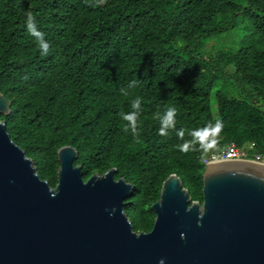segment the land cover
<instances>
[{
  "label": "trees",
  "instance_id": "1",
  "mask_svg": "<svg viewBox=\"0 0 264 264\" xmlns=\"http://www.w3.org/2000/svg\"><path fill=\"white\" fill-rule=\"evenodd\" d=\"M93 3L0 0V94L11 104L0 120L50 186L64 146L76 150L84 181L115 169V179L133 185L123 206L132 230L149 232L151 205L169 175L201 203L212 154L232 143L245 159L264 158V0ZM29 12L51 45L47 55L27 31ZM234 30L242 33L234 48L205 51L203 41ZM137 96L134 138L121 112L132 111ZM168 107L178 111L176 130L162 136L157 114ZM217 119L224 127L214 146L179 150L191 130Z\"/></svg>",
  "mask_w": 264,
  "mask_h": 264
},
{
  "label": "water",
  "instance_id": "2",
  "mask_svg": "<svg viewBox=\"0 0 264 264\" xmlns=\"http://www.w3.org/2000/svg\"><path fill=\"white\" fill-rule=\"evenodd\" d=\"M10 102L0 94V115ZM77 152L57 151V182L34 162L0 120V264H264V168L206 165L202 202L180 178L163 182L149 232H134L123 211L133 185L111 168L86 181Z\"/></svg>",
  "mask_w": 264,
  "mask_h": 264
},
{
  "label": "clouds",
  "instance_id": "3",
  "mask_svg": "<svg viewBox=\"0 0 264 264\" xmlns=\"http://www.w3.org/2000/svg\"><path fill=\"white\" fill-rule=\"evenodd\" d=\"M106 3V0H94L91 6L98 7ZM27 31L30 35L36 38L38 46L41 50L42 55H47L50 50V43L44 39V34L40 32L36 27V21L34 15L29 12L27 13ZM137 85V81L133 80L129 82L128 87L132 88ZM121 91L127 95L124 89ZM143 98L140 96L135 97L131 102L132 111L128 113L121 112V118L128 122L126 127L127 130H131L134 138H138L140 135V125L139 116L142 111L141 105ZM178 111L175 107H168L163 114H157V118L160 121L159 134L162 136H167L169 130H176V116ZM224 125L222 120L217 119L215 123L209 122L206 126L202 128H197L191 130L188 134L191 137L190 140L184 141V143L178 145L179 150L187 152L189 150L195 149L197 145H200L201 149H207L214 146L216 143V138L219 136ZM177 136L183 140L185 135V129H180L176 132ZM206 166V165H205ZM163 264V262H161Z\"/></svg>",
  "mask_w": 264,
  "mask_h": 264
},
{
  "label": "rangeland",
  "instance_id": "4",
  "mask_svg": "<svg viewBox=\"0 0 264 264\" xmlns=\"http://www.w3.org/2000/svg\"><path fill=\"white\" fill-rule=\"evenodd\" d=\"M241 27V25H240ZM235 34H229V35H224V36H216L211 38V40L208 41H203L205 45V51L210 52L212 51L215 47H218L220 49H231L234 48L237 43L239 42L240 39H242V33L240 30H234L233 31ZM200 51L204 53V49L201 48ZM259 163L264 164V158L263 160H259ZM223 162H234V161H223Z\"/></svg>",
  "mask_w": 264,
  "mask_h": 264
},
{
  "label": "built area",
  "instance_id": "5",
  "mask_svg": "<svg viewBox=\"0 0 264 264\" xmlns=\"http://www.w3.org/2000/svg\"><path fill=\"white\" fill-rule=\"evenodd\" d=\"M248 160L244 158V153L239 150L234 144H229L228 146L224 147L220 151L212 154L205 160V165L209 163L223 162V161H244ZM253 161L260 162L259 160L255 159Z\"/></svg>",
  "mask_w": 264,
  "mask_h": 264
},
{
  "label": "bare ground",
  "instance_id": "6",
  "mask_svg": "<svg viewBox=\"0 0 264 264\" xmlns=\"http://www.w3.org/2000/svg\"><path fill=\"white\" fill-rule=\"evenodd\" d=\"M221 162H217V161H215V162H213V163H209L208 165H210V166H218L219 164H220ZM224 163V162H223ZM246 164L245 162H242V161H234V162H230L229 164ZM249 164H253V165H255V166H257V167H261V168H264V164L263 163H259V162H257V163H249Z\"/></svg>",
  "mask_w": 264,
  "mask_h": 264
}]
</instances>
